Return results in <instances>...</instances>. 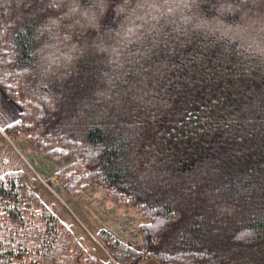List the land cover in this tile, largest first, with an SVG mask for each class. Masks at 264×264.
I'll use <instances>...</instances> for the list:
<instances>
[{"label":"trees","instance_id":"16d2710c","mask_svg":"<svg viewBox=\"0 0 264 264\" xmlns=\"http://www.w3.org/2000/svg\"><path fill=\"white\" fill-rule=\"evenodd\" d=\"M0 87L36 170L133 240L89 253L13 170L0 264H264V0H0Z\"/></svg>","mask_w":264,"mask_h":264},{"label":"rangeland","instance_id":"374dc122","mask_svg":"<svg viewBox=\"0 0 264 264\" xmlns=\"http://www.w3.org/2000/svg\"><path fill=\"white\" fill-rule=\"evenodd\" d=\"M246 29L248 30V34H249L250 29H248V27ZM251 43L253 44V42H251ZM11 101H13V100H11ZM13 102L16 103L15 101H13ZM17 138L24 139V136L18 135ZM10 140H13V141H10V143L12 145H14V148L17 150L19 157L25 162V164L28 167V169L30 170V172H32V177H26V174L24 173V171L22 169H16V170H21L23 172L28 184L31 187H33L37 191V193L40 194V196H41V194H44L42 192L46 191L45 195L49 199L54 200L57 204H59L64 209H67V211H69L70 215L81 223V227L84 229L85 233H87L88 235H91L92 237L98 238V236H97L98 230L100 228L105 227V228L112 230L114 233L119 235L121 238H125L129 242L133 243V240L131 238H128L129 236L126 237L127 235H125L123 233L122 229H120L118 226L113 224V222L116 223V217H114V219H113V218H111V216L113 213L116 212L115 207H117V203L115 201H113V199L111 201L109 198L105 197L108 194H110L108 191H105L101 188H94V185H96V184H92L93 186L91 185V186L85 188V190L82 191V193H78L75 196L70 195L64 189L63 190L58 189L56 187V184L57 185L59 184V181L57 180L58 177L54 176L55 174L53 173V174H51V178H52L51 180L45 179L40 174L41 172L37 171L36 168L32 165V163L28 159L26 153L23 152L24 150L22 149L23 150L22 151L20 149L19 145L16 143V141H14L15 139L10 138ZM27 151H30V149L28 148ZM13 170H15V169H13ZM13 170H10V171H13ZM6 172H9V170L4 171L2 174L6 173ZM43 201L45 203L49 202L46 199H43ZM125 209H126V212L129 211L130 213H133V211L135 210L132 207L121 208V210H123V212H125ZM118 211L121 212L120 210H118ZM96 242L99 243L100 247L102 248V250L104 252L103 255L105 258H102V259H104V260L111 259L110 252L101 243V241H99V239H97Z\"/></svg>","mask_w":264,"mask_h":264},{"label":"crops","instance_id":"0c3cea01","mask_svg":"<svg viewBox=\"0 0 264 264\" xmlns=\"http://www.w3.org/2000/svg\"><path fill=\"white\" fill-rule=\"evenodd\" d=\"M21 114L20 107L11 101L7 94L0 87V174L4 171H10L13 169H22L26 174V177H32V172L28 169L25 162L19 157L17 150L14 148V145L10 143L8 134L6 133V127L19 119ZM14 160V161H13ZM41 194L43 199L49 201L48 206L60 217L62 220L71 227L75 236L80 240L82 245L86 250L96 256L101 258L104 257V252L97 243V238L92 237L85 233L84 229L81 227V223L73 218L67 209H64L54 200L49 199L45 193ZM96 240V241H95ZM140 264H159L158 261L154 258H148L141 262Z\"/></svg>","mask_w":264,"mask_h":264}]
</instances>
